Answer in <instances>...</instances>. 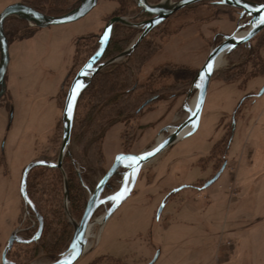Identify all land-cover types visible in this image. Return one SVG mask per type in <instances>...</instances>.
I'll list each match as a JSON object with an SVG mask.
<instances>
[{"label":"rangeland","instance_id":"374dc122","mask_svg":"<svg viewBox=\"0 0 264 264\" xmlns=\"http://www.w3.org/2000/svg\"><path fill=\"white\" fill-rule=\"evenodd\" d=\"M148 1L159 4L163 0ZM17 2L24 0H0V13ZM79 2L67 0L57 6L76 7ZM115 16L137 24L152 17L136 0L121 4L119 0H99L91 12L75 22L37 27L13 16L4 25V31L13 34V39L33 29L35 32L9 43L7 88L0 98V264L14 232L18 241L7 253L14 264H49L58 254L66 253L74 224L80 221L83 211L77 216L70 213L69 195L68 201L65 197L66 167L60 169L61 198L70 233L54 256L41 247L37 253L30 252V246L34 245L31 242L37 241L31 236L39 227L37 216L41 214L29 196L34 208L26 204L22 179L30 163L46 158L57 161L70 86L80 69L100 51L105 26ZM248 20L247 16L241 17L240 9L224 6L217 0H204L171 15L144 37L136 51L113 62L125 63L139 86L153 71V83L173 85L142 107L151 96L147 95L133 113L109 119L99 141L104 170L112 166L119 153L148 152L159 138L168 134L164 128L187 120L189 107L198 94L196 87L192 89L193 81L209 53ZM247 29L248 26L242 27L239 32ZM142 31L143 28L115 23L111 35L113 40L120 36L126 41L123 53L133 48ZM148 40L153 41L154 49L147 52L148 60L142 62L140 56H144L143 46ZM97 43L100 48L91 56ZM223 58V65L211 78L197 131L146 163L131 195L105 223L98 220L113 202L96 210L89 247L74 264H149L157 252L159 256L153 264H264V94L258 96L264 85V29L252 40L251 47L239 46ZM111 59L102 55L88 74L99 66L98 72H104L101 76L111 72ZM135 62H139L136 67L132 65ZM158 75L164 77L158 79ZM94 88L76 103L74 136L71 135L63 160L65 165L71 162L72 154L81 155L85 148L84 142L78 140V130L90 110L88 100ZM224 162H227L224 173L204 189V184ZM132 164L126 161L121 165L113 181L110 180L112 188H106L102 197L120 189ZM35 173H29L30 179ZM234 174L238 191L230 201L228 187ZM82 184L89 199L93 191L87 183ZM183 184L189 187L175 191ZM53 197V191H47L42 199L37 194L43 208ZM161 206L163 211L158 215ZM47 216L54 221L52 229H55L56 215L50 210ZM50 231L47 237H51ZM41 242L38 244L44 246Z\"/></svg>","mask_w":264,"mask_h":264},{"label":"water","instance_id":"95a60500","mask_svg":"<svg viewBox=\"0 0 264 264\" xmlns=\"http://www.w3.org/2000/svg\"><path fill=\"white\" fill-rule=\"evenodd\" d=\"M99 0H80L79 5L73 8L71 11L67 12L64 15L60 16H52L49 14H46L40 10L35 9L34 7L27 5L23 2H17L14 4H11L7 6L1 13H0V98L5 94L6 92V74H7V68L9 65L10 55H9V40L5 34L4 31V24L5 21L11 17V16H18L21 17L31 24L37 26V27H47L51 25H58V24H65V23H71L75 22L83 17H85L93 8H95L98 4ZM137 5L147 14L151 15L152 17L144 22L141 23H133L127 20L126 17L123 16H115L109 20L107 25L105 26L104 33L101 36L102 40V47L100 51L95 54L93 57L89 59V61L80 69L76 77L74 78L69 92L67 96V101L64 109V115H63V121H64V130H63V143L61 146V151L59 154V157L56 162H51L47 160H39L30 163L24 171L23 179H22V194L24 197V200L26 204L32 205L31 201L28 198L27 195V180L28 175L30 171L37 166H47V167H57L59 169L63 168V160L65 158L66 153L69 150V145L71 141V135H72V129H73V122H74V113H75V107L76 103L78 101V98L82 91L85 89L87 84L90 82V79L93 74H96L100 69L101 66H99L93 74H90V77L87 81H85V76L87 72L91 71V68L96 64L97 61L100 60L102 55L104 54L109 40L111 38V32L112 27L115 23H122L124 25L133 26L137 28H143L142 34L137 40V42L134 44L133 48L130 50H126L123 53L119 54L118 56L111 59L109 63H113L117 59L125 56L130 51L134 50L137 45L141 42V40L151 31L153 30L158 24L168 19L171 15L179 11L180 9H183L187 6H190L192 4L204 1V0H178L175 2H165L163 0L159 4H152L148 0H136ZM220 2L224 6L236 8L241 10V17L247 16L250 18L249 22L247 23L248 31L246 34L242 36H238V31L242 28L240 26L236 32L233 34L226 36L224 40L215 46L211 52L209 53V56L202 66V68L199 70L198 74L196 75L194 81H193V87H196L198 89V102L197 106L194 112L190 111V115L183 123L179 124L178 126H174L171 128H164V132H167L168 134L159 142L156 143L155 146H153L148 152L144 153H120L115 157L114 163L112 166L108 169L106 174L99 180L97 183V186L93 193L90 194L89 199L87 201V205L85 207V210L82 214V217L79 222L74 224V233L72 240L70 242V245L68 249L66 250V253L56 262L49 263V264H74L79 258L83 255L85 252V247L87 244L86 239V232L88 229V226L90 223H92L93 215L95 214L96 210L101 205H106L108 202H113L108 211L105 213V215L102 217V223H105L109 217L127 200V198L131 195L140 171L144 164L148 163L153 159L155 156L163 152L166 148L172 147L174 144H177L179 141L183 140L189 135L194 134L200 123V117L202 114L203 106L205 104L209 84L211 81V78L213 76V73L215 72L214 64L216 59L220 55H226L230 54L233 51H235L239 46L251 41L253 38H255L263 29H264V3H254L248 0H220ZM110 29V32H108V38L107 40H104V36L107 30ZM95 57V59H93ZM91 64L92 67L88 68V65ZM212 65V70L209 72L207 69L208 65ZM203 77V79H202ZM77 82H83L84 87L80 90L79 94L75 98V107L73 110L72 118L69 119L66 112V106L68 103V98L72 94L73 87ZM202 85L201 87H197V85ZM264 94V85L260 89V92L258 96H262ZM154 98L148 99L142 107L153 101ZM12 109H11V116H12ZM192 126V129L190 132L185 134L184 136H180L181 131L188 127ZM172 130V131H171ZM151 153V155H149ZM129 157H137L138 158V165L134 168L133 164L130 167V169L126 172L124 181L118 191H116L113 194H110L108 196L102 197L103 192L105 191L108 182L119 172V169L123 163L126 161H131L128 159ZM143 157H147L144 159ZM132 162V161H131ZM227 166V162H224L223 166L220 168V170L215 174L214 177H212L210 180H208L203 188L206 189L212 184H214L220 176L225 171V168ZM127 187L128 191L124 194L123 198H117L119 197L120 192L123 191V189ZM65 197L68 201V184L67 180L65 181ZM34 208V206L32 205ZM163 207L161 206L158 215H160L163 211ZM39 227L38 230L34 236V240H38L42 234L43 227H44V221L43 217L41 215L37 216ZM95 221H93L94 223ZM18 241L17 232H14L11 237L9 238L8 244L6 248L3 251L2 258H3V264H14L11 262L8 257L7 253L13 246L14 242ZM159 256V252L155 255L153 260L149 264H153Z\"/></svg>","mask_w":264,"mask_h":264},{"label":"trees","instance_id":"16d2710c","mask_svg":"<svg viewBox=\"0 0 264 264\" xmlns=\"http://www.w3.org/2000/svg\"><path fill=\"white\" fill-rule=\"evenodd\" d=\"M65 1L67 0H24V3L46 14H49L52 16H60V15L66 14L67 12L75 8V5L74 6L65 5L66 7L57 6V5H62V3H64ZM119 1L121 4L125 0H119ZM248 1L259 3V4L264 3V0H248ZM47 4H51V5L47 7L46 6ZM119 15H122V14H119ZM12 18L13 16L9 17L8 19L10 20ZM34 32L35 30L33 29V31H30L26 34H22V36L16 37V39H13V34L11 36L5 29V34L9 40V43H11L13 40H19V39L29 37L32 34H34ZM252 40L241 45L240 48L251 47ZM125 42L126 41L120 36H118L117 39L113 40V34H112L110 41L108 43V46L103 54V57H108V58H111V57L114 58V56L116 57L118 54H120L124 50ZM139 44L137 46H139ZM92 46H93V43L92 45L90 44V47ZM99 48H100V44L97 43L95 49L91 53V56ZM153 49H154L153 41L148 40L143 46L142 53L144 56H142L141 54L140 60H142V62L147 61L149 57L147 55V52L150 51L149 53H151ZM253 52L255 53V51ZM253 52L252 54H254ZM143 64L144 63H142V66ZM132 65L136 67L139 65V62L138 63L135 62ZM110 66H111L110 67L111 72L108 71L106 74L101 76L104 72L100 71L93 76L91 82L86 86V88L80 94L78 98V102H77L78 104L79 100L82 99L84 94L87 91H89L91 88L95 87L93 89L94 96L92 95V97L88 100V104L90 105V110L88 111L87 115L83 118V120L79 124L80 129L78 130V140L80 142H84L85 148L82 151L83 153L81 155H79V153L75 155L72 154L70 156L71 162H69L67 165H65L66 162L63 161V167H66L67 169L66 173H67V178H68L70 213L73 216H77V214H80L81 210L84 211L87 205L88 192L86 188L83 187L82 183L84 182L87 183L89 190L92 192L97 186V183L99 182V180L108 171V170H104L105 168L103 167V164H102L104 160L103 158L104 155H103L101 145L99 144V141L101 140V137H102L101 135L103 133V130L105 129V125L108 124L109 119L113 117H122L123 115L129 114L130 112L133 113L135 109H139L140 105L143 104V103L142 104H139V103L147 95H151V96L148 97L144 102H146L148 99H151V98L157 99L158 97L161 96L162 94L161 91L163 89L166 90L168 86L173 85L172 82L170 84L153 83L152 80L155 79L154 78L155 73L153 71L152 74L148 76V79L146 81H143L142 85L139 86V84H136L137 78L134 77L131 69H129L127 65H125V63L123 64L112 63L110 64ZM99 76H101V78L98 79L99 80L98 81L96 79ZM157 77L158 79H162L164 76L158 75ZM139 88L143 90H138ZM75 121L76 119L74 118L72 137L74 136L73 133H74V128H75ZM87 135L89 136V138H87ZM230 142H231V139L229 143ZM46 159L49 160V158H46ZM37 167H34V170L32 169L30 172V175L32 172L33 173L36 172L32 176V179H30V175L28 177L27 194L29 198L31 199V201L33 202V204L35 205L36 209L42 215L43 221H44V227H43V231H42L40 238L37 241L31 242L34 245L30 246V249L32 250L30 252L37 253L38 248L41 247L42 249L44 248L47 254L54 256L57 254L56 252L59 251V249L67 241L69 237V233H70L69 231L70 226L69 224H67V222H65L64 217H63L65 214L63 212L64 207L62 205V198H61L63 195L62 194L63 193L62 192L63 174L61 173V170L57 167H47V166H37ZM98 174L99 175L101 174L99 178H97ZM94 180H95V183H94ZM111 183L112 182L110 181L106 188L108 189L112 188ZM42 185H45V186L43 187ZM40 187L41 188L43 187L41 191H40ZM47 191H53L55 197L50 198V200H48L46 203V207L43 208L38 202L37 194H39V196L42 199V197ZM86 192H87V195H86ZM50 210L56 215L55 217H57V221H56L57 227L55 229H52V225L54 221L50 220L47 216V212ZM83 211L81 214H83ZM37 230L38 229H36V231L33 232V235L31 237L35 236ZM52 230H54V232H52ZM49 231L52 234L51 237L50 236L47 237V234ZM44 234L46 235L45 238H43ZM41 241L44 243V246L41 244H38ZM70 242H71V239L69 240V242L67 243L65 247L66 250L68 249ZM61 257H62L61 253L58 254L57 257L53 260V262L58 261Z\"/></svg>","mask_w":264,"mask_h":264},{"label":"snow or ice","instance_id":"6c2138e0","mask_svg":"<svg viewBox=\"0 0 264 264\" xmlns=\"http://www.w3.org/2000/svg\"><path fill=\"white\" fill-rule=\"evenodd\" d=\"M141 2H143V0H141ZM262 22H264V20H262ZM108 32H110V29L106 31L105 36L103 38L104 40H107ZM93 59H95V57ZM91 67H92V65L89 64L88 68H91ZM207 69L210 72L212 70V65L211 64L208 65ZM202 79H203V77H202ZM201 86L202 85H199V84L197 85V87H201ZM83 87H84L83 82H77L74 85V87H73L72 94L68 98V103H67V106H66V112H67V116H68L69 119H71L72 115H73V110H74V107H75V98L79 94L80 90ZM149 155H151V153H149ZM143 158L146 159L147 157H143ZM128 159H130L132 161L134 168L138 165V158L137 157H129ZM127 191H128V188L125 187L123 189V191L120 192L119 197H117V198H123L124 194L127 193Z\"/></svg>","mask_w":264,"mask_h":264},{"label":"bare ground","instance_id":"6f19581e","mask_svg":"<svg viewBox=\"0 0 264 264\" xmlns=\"http://www.w3.org/2000/svg\"><path fill=\"white\" fill-rule=\"evenodd\" d=\"M169 1H171V0H165V2H169ZM172 2V1H171ZM98 5V4H97ZM94 9V8H93ZM92 9V10H93ZM91 10V11H92ZM90 11V12H91ZM248 31V30H247ZM247 31H243V32H238L239 34H238V36H242V35H244V34H246V32ZM223 56L224 55H220L217 59H216V61H215V64H214V68L215 69H217V68H219V67H221L222 65H223V63H224V58H223ZM90 77V74H88V72L86 73V76H85V81H87L88 80V78ZM197 102H198V94H197V96L194 98V100L192 101V104H191V106L189 107V110L191 111V112H194L195 111V109H196V106H197ZM201 118V117H200ZM200 124V123H199ZM191 129H192V126H188V127H186V128H184L182 131H181V133H180V136L182 137V136H184L185 134H187L188 132H190L191 131ZM172 131V130H171ZM162 140V138H159V142ZM156 145V144H155ZM154 145V146H155ZM175 145V144H174ZM168 148H170V147H168ZM168 148H166V149H168ZM165 149V150H166ZM162 153V152H161ZM159 155V154H158ZM157 155V156H158ZM156 157V156H155ZM154 157V158H155ZM153 158V159H154ZM153 159H151V161L153 160ZM150 162V161H149ZM148 162V163H149ZM145 165V164H144ZM143 165V166H144ZM98 222L100 223V222H102V217L101 218H99V220H98ZM93 225L90 223L89 224V226H88V229H87V232H86V239H87V244H86V247H85V250L89 247V238H90V236H91V233H92V230H93V227H92Z\"/></svg>","mask_w":264,"mask_h":264},{"label":"crops","instance_id":"0c3cea01","mask_svg":"<svg viewBox=\"0 0 264 264\" xmlns=\"http://www.w3.org/2000/svg\"><path fill=\"white\" fill-rule=\"evenodd\" d=\"M237 15H239L240 16V14H238L237 13ZM237 30V29H236ZM236 30H234V32L236 31ZM233 32V33H234ZM201 119V118H200ZM224 173V172H223ZM235 178H236V175L234 174L233 176H231V178H230V182H231V185L228 187L229 188V190L232 192V194H231V192H230V201H233L234 200V197H235V195H237V189H235L237 186H236V181H235ZM232 188V189H231Z\"/></svg>","mask_w":264,"mask_h":264},{"label":"flooded vegetation","instance_id":"af4514ba","mask_svg":"<svg viewBox=\"0 0 264 264\" xmlns=\"http://www.w3.org/2000/svg\"><path fill=\"white\" fill-rule=\"evenodd\" d=\"M182 186V187H181ZM180 187H178V188H175V191H178V190H180V189H184V188H187V187H189V185L188 184H183V185H181Z\"/></svg>","mask_w":264,"mask_h":264},{"label":"built area","instance_id":"2783aa9c","mask_svg":"<svg viewBox=\"0 0 264 264\" xmlns=\"http://www.w3.org/2000/svg\"><path fill=\"white\" fill-rule=\"evenodd\" d=\"M232 189V188H231Z\"/></svg>","mask_w":264,"mask_h":264}]
</instances>
